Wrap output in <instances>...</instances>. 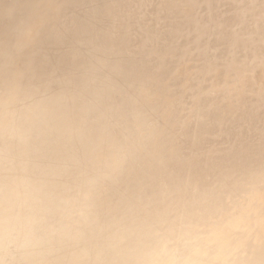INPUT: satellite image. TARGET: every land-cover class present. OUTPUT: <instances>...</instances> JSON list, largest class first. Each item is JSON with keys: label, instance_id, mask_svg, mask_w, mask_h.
<instances>
[{"label": "clouds", "instance_id": "clouds-1", "mask_svg": "<svg viewBox=\"0 0 264 264\" xmlns=\"http://www.w3.org/2000/svg\"><path fill=\"white\" fill-rule=\"evenodd\" d=\"M0 264H264V0H0Z\"/></svg>", "mask_w": 264, "mask_h": 264}]
</instances>
